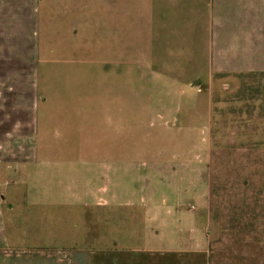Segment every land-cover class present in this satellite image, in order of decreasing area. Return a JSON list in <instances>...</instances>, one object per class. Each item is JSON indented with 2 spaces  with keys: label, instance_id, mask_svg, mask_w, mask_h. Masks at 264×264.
<instances>
[{
  "label": "rangeland",
  "instance_id": "374dc122",
  "mask_svg": "<svg viewBox=\"0 0 264 264\" xmlns=\"http://www.w3.org/2000/svg\"><path fill=\"white\" fill-rule=\"evenodd\" d=\"M174 1L36 0L37 77L0 71V264H264V81L180 61L208 18Z\"/></svg>",
  "mask_w": 264,
  "mask_h": 264
},
{
  "label": "crops",
  "instance_id": "0c3cea01",
  "mask_svg": "<svg viewBox=\"0 0 264 264\" xmlns=\"http://www.w3.org/2000/svg\"><path fill=\"white\" fill-rule=\"evenodd\" d=\"M198 3L206 7L208 41H204L202 50L177 53L180 61L194 67L206 65L211 76L227 78V85L230 80L234 86L241 85V79H248L251 84L264 81V0H199ZM36 12V0H0V71L32 69L37 77L34 38H31ZM16 53L23 55L20 61H12L8 56ZM27 63L32 66L25 67ZM171 69L177 70L174 66ZM197 82H201L198 74L188 84ZM32 134L36 136L34 130Z\"/></svg>",
  "mask_w": 264,
  "mask_h": 264
}]
</instances>
